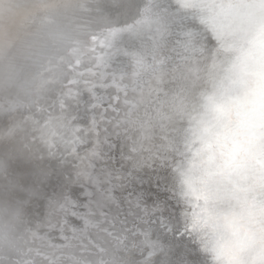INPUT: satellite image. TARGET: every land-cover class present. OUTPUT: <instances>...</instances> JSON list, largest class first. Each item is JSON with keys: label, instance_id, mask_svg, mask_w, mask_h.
<instances>
[{"label": "water", "instance_id": "95a60500", "mask_svg": "<svg viewBox=\"0 0 264 264\" xmlns=\"http://www.w3.org/2000/svg\"><path fill=\"white\" fill-rule=\"evenodd\" d=\"M0 264H264V0H0Z\"/></svg>", "mask_w": 264, "mask_h": 264}, {"label": "snow or ice", "instance_id": "6c2138e0", "mask_svg": "<svg viewBox=\"0 0 264 264\" xmlns=\"http://www.w3.org/2000/svg\"><path fill=\"white\" fill-rule=\"evenodd\" d=\"M80 120H81V118H78L77 121H75V122L80 123ZM88 147H90V145L88 143H85L83 145V150H86ZM130 147L131 146H129L127 144L122 145V146L121 145L116 146V148H118V156L121 158H125V159L130 160V163H128L127 165L121 164L119 162H117V163L119 164V168H122L123 171L128 173L129 175L140 176L141 184L143 185V183L147 182L145 180L144 176L141 175L143 173L144 166L141 164L139 157L130 155ZM78 151H80V149H78ZM116 164L112 165V167L117 168ZM117 178H119V177H117ZM71 194L73 196L77 195L75 190H73ZM128 195H130V196H137L138 195L139 197H145L146 196L149 199H151L153 194H152L151 190L144 189L143 187L136 189L135 186H133V189L128 192ZM176 212H177V219H179V213H180V206L179 205H176ZM159 219L161 221V228H168V226L163 223V221L166 219V217L161 215L159 217ZM182 230H183L182 227L177 228L175 230L168 228V231L173 233V234L179 233Z\"/></svg>", "mask_w": 264, "mask_h": 264}, {"label": "bare ground", "instance_id": "6f19581e", "mask_svg": "<svg viewBox=\"0 0 264 264\" xmlns=\"http://www.w3.org/2000/svg\"><path fill=\"white\" fill-rule=\"evenodd\" d=\"M250 242H251V241L249 240L247 243H250ZM246 246H247V244H246ZM262 251H263V249H261V250H260V252H262ZM231 254H232V256H231V257H232V259H233V254H234V253H233V252H231Z\"/></svg>", "mask_w": 264, "mask_h": 264}]
</instances>
